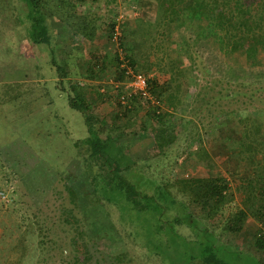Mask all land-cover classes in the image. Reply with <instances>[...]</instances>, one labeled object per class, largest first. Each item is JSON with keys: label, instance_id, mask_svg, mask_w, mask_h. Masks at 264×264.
<instances>
[{"label": "rangeland", "instance_id": "rangeland-1", "mask_svg": "<svg viewBox=\"0 0 264 264\" xmlns=\"http://www.w3.org/2000/svg\"><path fill=\"white\" fill-rule=\"evenodd\" d=\"M144 1L66 0L68 9L98 18L94 40L78 38L65 21L48 13L46 44L32 40L25 29L28 22L19 21L26 19L24 0H0V264H16L21 258V264H162L141 244L136 230L143 233L142 226L121 218L116 204L93 192L84 159L90 132L84 113L70 105L76 95L90 100L92 125L101 138H110L124 161L132 162L123 173L133 183L139 176L144 192L157 193L156 184L171 185L183 176H222L235 190V210L242 206L236 189L241 179L264 174V49L257 65L247 63L245 51L234 54L237 63L230 62L191 15H184V24L176 21L174 32L165 31L167 20L162 17L158 24L162 12L157 6L156 13L143 18ZM114 21L111 36L108 26ZM10 31L15 35L9 37ZM122 34L136 55L134 65L125 58ZM117 53L121 66L144 71L159 84L154 96H161V109L171 112L176 136L164 153L154 142L157 122L144 118L147 104L123 116L113 99L98 93L104 88L117 96L111 85ZM100 54L107 56L104 67L92 75L88 63ZM78 85L83 88L76 92ZM177 85L179 90H173ZM172 90L174 101L168 100ZM143 122L147 129H142ZM71 181L80 207L65 187ZM170 188L180 204L167 206L166 219L180 233L194 236L204 227L214 229L212 244L228 263L264 264V251L253 247L254 235L264 225L252 213L242 229L231 231L224 225L231 206L218 217L210 216L177 187ZM64 208H73L79 219L82 242L71 243L74 217ZM186 214L180 224L174 221ZM33 220L49 228L43 241L56 240L45 243L54 248L41 253L37 242L43 235H32L28 228ZM205 232L200 236L206 241ZM160 236L166 238L165 231ZM185 236L170 241L167 264H205L195 261L198 237ZM83 252L80 263L75 255Z\"/></svg>", "mask_w": 264, "mask_h": 264}, {"label": "trees", "instance_id": "trees-1", "mask_svg": "<svg viewBox=\"0 0 264 264\" xmlns=\"http://www.w3.org/2000/svg\"><path fill=\"white\" fill-rule=\"evenodd\" d=\"M24 2L26 4V19L20 18L19 21L22 22L23 25L26 21L28 22V24H25V29H27L32 40L39 43H50V35L48 34V13L65 21L67 25L74 30L78 38L87 41L94 40L98 26V18L95 15L90 13L77 14L75 11L68 9V6L66 7V0H24ZM143 5V18L152 10L154 13H156L157 8L161 10L162 13L158 24H161L162 17L164 20L166 19L165 31L172 30V32H174L177 27L174 23L178 21L179 24H184V20H182L184 15H191V20L199 21L198 23L203 35L216 42L230 62L237 63L234 54L238 51H245L248 57V60H246L247 63L250 66L257 65L256 58L261 51L260 49H264V0H154L153 2L145 0ZM155 6H157V8ZM154 13L153 15H155ZM15 24L17 25V22H15ZM115 26V21L109 23V31L111 30L110 33L112 32L111 36L114 34L113 32L116 31ZM13 35H15L14 31H10L8 34L9 37ZM119 42L121 47H123L122 49L125 51V58L129 60L128 63L132 65L136 64V55L132 54L133 48L125 44L126 34L120 36ZM92 57L95 60H91L88 63L87 70L94 75L99 72V69L104 67L102 64L104 61L102 59L107 56L105 54H100ZM114 58V63H112L115 65L116 71L113 80L120 82L127 78L125 73L127 65L126 67L123 65L121 66L123 61L118 53ZM135 70L141 71L139 69ZM141 72L147 75L146 72ZM95 77H98V75H95ZM148 85L152 98L154 97L157 99V102L153 103L150 98L133 95L127 97V105H123L119 99V91H117L121 90L122 86L115 87L116 89L114 90H116L117 96L109 90L104 92L99 89L98 93L100 95H105V99H113L117 104L118 111L123 116L133 112L138 104L141 106L147 104L148 106L144 118L149 121L157 122L158 128L155 130L154 142L160 151L164 153L166 149L175 142V126L169 119V116L172 115L171 112L164 111L161 109L160 104H158V101H163L162 97L158 95L156 98L154 96L159 84L154 78H149ZM79 87L83 88L78 85L75 89L76 92H78ZM179 88L180 85H177L173 90L178 91ZM173 90L169 93L168 100L171 99V101H174L172 99L177 98ZM75 97H77V95ZM75 97L71 98L70 105L74 109L84 113L90 132V138L87 139L89 142L88 156L84 159L86 161L85 171L94 187L93 192L97 193L102 201L105 199L116 204L120 211L121 218L128 219L132 225L137 223L142 226V229H144L143 233L140 229L136 230V233L142 238L141 244L146 251L154 252L156 258L159 259L162 264H167V259L171 257V253L167 251L168 245H172L170 241H173L174 237L177 238V236H179L184 238L185 236L183 233L179 232L178 228L176 229L175 224L171 222L172 220L166 219L168 208L180 204V201L178 202V200L173 197L170 188L172 186L177 187L179 193L187 196L192 203L201 206L210 216L218 217L227 207L231 206L229 219L224 224L225 228L228 230L239 231L242 229L250 213L264 225V174L255 178L241 179L236 189L241 193L242 206H238L235 210L231 205L234 202L235 190L229 184L228 180L222 176H183L177 178L171 185L170 183L166 185L165 182H161L163 185L156 184L154 191L157 193L151 194L149 192H144L140 189V185H145V182L143 183L138 175H136L138 176V181L133 183L123 173L125 170L130 171V169H128L131 167L129 163L132 162L124 161L118 152L117 146L112 144L113 142H110V138H101L99 129H96L92 125L93 114L89 106L91 103L90 100L86 98V95L80 100ZM201 101L206 103L204 98H201ZM147 128L148 127H146L143 122L142 129ZM241 141L244 142L243 140ZM116 156H118V160ZM95 168L98 169V171H96ZM65 187L69 189L73 203L77 207H80L77 203L79 191L74 188L73 182L71 181L70 184H66ZM2 191L5 192V190ZM86 196H88V194H86ZM72 209L73 208H64L65 211L74 217L72 231H74L75 234L71 238V243H79V241H81L80 239L83 238L84 230L81 229L79 225L80 221L75 218ZM186 217L187 214L182 218L175 217L174 221L180 224ZM28 228L32 235H43L42 237L44 238L37 242L41 253L44 249L48 248L45 244L47 241L53 244L56 243V240L52 239H47L45 242L43 241L46 238V235H44L46 232L45 229L48 230L49 228L39 221L33 220L29 222ZM203 230L207 231V233L205 232V237H208L206 241L200 236ZM94 231L98 232L95 229ZM163 231L166 233V238L160 236V233ZM215 235L216 232L214 229L209 231L208 227L207 229L204 227L201 231L196 230V235L194 236H185L187 238L198 237V250L200 252L194 255L199 256V258L194 257L195 261L197 259H202L205 264H232L220 257L218 251L215 249L216 247L212 244V242H215V237H213ZM84 245H86V243ZM184 245L185 244H181V247L184 248ZM24 246L26 247L22 246L24 252L25 250H29L25 243ZM253 247L255 250L264 251V229L260 228L254 235ZM77 251H80V249ZM26 254H28V252H25L23 255ZM146 254L148 258H153V255L150 253L146 252ZM75 256L76 261L82 263L84 252L80 256L77 254ZM20 261L16 262V264H21Z\"/></svg>", "mask_w": 264, "mask_h": 264}, {"label": "built area", "instance_id": "built-area-1", "mask_svg": "<svg viewBox=\"0 0 264 264\" xmlns=\"http://www.w3.org/2000/svg\"><path fill=\"white\" fill-rule=\"evenodd\" d=\"M126 75L127 78L120 82H112V88L116 89L115 87L122 86L121 90L119 91V99L123 105H127V97L133 95H140L143 98H150L151 101L157 102V100L150 94L148 89V75L143 72H139L133 70L131 67L126 68ZM104 91V88H102ZM116 92V90H114ZM4 195V194H3ZM5 197V195H4Z\"/></svg>", "mask_w": 264, "mask_h": 264}]
</instances>
